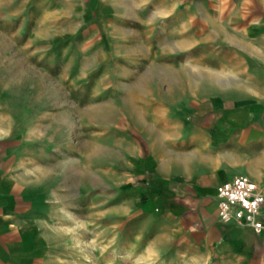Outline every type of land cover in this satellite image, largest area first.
<instances>
[{
	"label": "crops",
	"instance_id": "1",
	"mask_svg": "<svg viewBox=\"0 0 264 264\" xmlns=\"http://www.w3.org/2000/svg\"><path fill=\"white\" fill-rule=\"evenodd\" d=\"M25 2L31 14L42 6L32 20L59 24L39 47L65 64H114L122 92L109 98L105 134L91 139L108 149L107 164L126 169L113 180L121 209L148 216L137 228L154 229L157 255L170 264H264V202L256 234L221 222L216 198L239 176L264 196V0ZM194 64H218L207 68L217 75H183ZM63 126L49 119L40 143L31 129L8 142L0 128V264H81L77 239L74 254L66 251L64 172L68 155L93 157Z\"/></svg>",
	"mask_w": 264,
	"mask_h": 264
},
{
	"label": "rangeland",
	"instance_id": "2",
	"mask_svg": "<svg viewBox=\"0 0 264 264\" xmlns=\"http://www.w3.org/2000/svg\"><path fill=\"white\" fill-rule=\"evenodd\" d=\"M41 9V5L35 6L32 15L25 0H0V128L7 132L8 142L25 140L31 129L34 141L40 143L45 123L54 118L56 124L64 125L68 141L73 146L82 143L83 150L93 157L80 161L69 153L64 172L66 213L61 219L66 220L71 236L66 251L74 254V245L69 244L77 239L81 264H170L157 255L154 229L138 232V224L148 216L141 214L138 206L127 215L121 209L122 189L113 180L126 169L107 164L108 149L91 139L105 134L109 98L122 92L113 74L114 64H65L57 54L39 47L43 31L59 26L53 21L32 20ZM192 27L203 25L196 22ZM32 28L35 37L29 36ZM217 65L194 64L193 70L183 75L216 76L213 71L207 74V68L214 70ZM63 97L64 122L58 111ZM42 103L52 104L43 108ZM32 104L34 111L28 114ZM50 169L56 174L63 171L58 165Z\"/></svg>",
	"mask_w": 264,
	"mask_h": 264
},
{
	"label": "built area",
	"instance_id": "3",
	"mask_svg": "<svg viewBox=\"0 0 264 264\" xmlns=\"http://www.w3.org/2000/svg\"><path fill=\"white\" fill-rule=\"evenodd\" d=\"M217 215L221 222L233 221L251 228L256 234L262 229L259 209L264 196L247 177L239 176L216 188Z\"/></svg>",
	"mask_w": 264,
	"mask_h": 264
},
{
	"label": "bare ground",
	"instance_id": "4",
	"mask_svg": "<svg viewBox=\"0 0 264 264\" xmlns=\"http://www.w3.org/2000/svg\"><path fill=\"white\" fill-rule=\"evenodd\" d=\"M190 74V73H189ZM188 75V74H187ZM198 83V82H197ZM142 89V88H141ZM168 94V93H167ZM133 98V97H132Z\"/></svg>",
	"mask_w": 264,
	"mask_h": 264
}]
</instances>
